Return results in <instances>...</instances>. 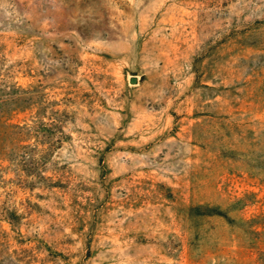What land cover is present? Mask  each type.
<instances>
[{
    "label": "rangeland",
    "instance_id": "374dc122",
    "mask_svg": "<svg viewBox=\"0 0 264 264\" xmlns=\"http://www.w3.org/2000/svg\"><path fill=\"white\" fill-rule=\"evenodd\" d=\"M0 264H264V0H0Z\"/></svg>",
    "mask_w": 264,
    "mask_h": 264
},
{
    "label": "trees",
    "instance_id": "16d2710c",
    "mask_svg": "<svg viewBox=\"0 0 264 264\" xmlns=\"http://www.w3.org/2000/svg\"><path fill=\"white\" fill-rule=\"evenodd\" d=\"M207 212H203L201 215H208V216H213V215H218V216H223L227 219L228 218L227 214L225 212H222L221 210H218L217 208H207ZM233 220H229V222H232Z\"/></svg>",
    "mask_w": 264,
    "mask_h": 264
},
{
    "label": "water",
    "instance_id": "95a60500",
    "mask_svg": "<svg viewBox=\"0 0 264 264\" xmlns=\"http://www.w3.org/2000/svg\"><path fill=\"white\" fill-rule=\"evenodd\" d=\"M135 80H133V82H134Z\"/></svg>",
    "mask_w": 264,
    "mask_h": 264
}]
</instances>
